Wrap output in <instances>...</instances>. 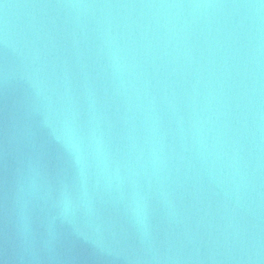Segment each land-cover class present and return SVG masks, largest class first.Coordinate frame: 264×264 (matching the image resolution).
Instances as JSON below:
<instances>
[{"label": "water", "instance_id": "1", "mask_svg": "<svg viewBox=\"0 0 264 264\" xmlns=\"http://www.w3.org/2000/svg\"><path fill=\"white\" fill-rule=\"evenodd\" d=\"M0 264H264V0H0Z\"/></svg>", "mask_w": 264, "mask_h": 264}]
</instances>
